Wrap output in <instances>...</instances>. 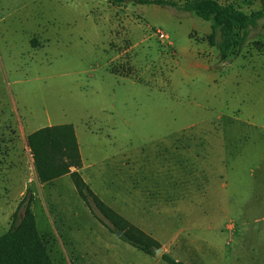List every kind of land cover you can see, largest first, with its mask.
Masks as SVG:
<instances>
[{
    "label": "rangeland",
    "instance_id": "obj_1",
    "mask_svg": "<svg viewBox=\"0 0 264 264\" xmlns=\"http://www.w3.org/2000/svg\"><path fill=\"white\" fill-rule=\"evenodd\" d=\"M218 1L250 13L264 0ZM263 21L220 58L209 21L173 7L0 0V204L31 187L54 264H264ZM58 123L154 255L108 231L69 176L36 179L26 135Z\"/></svg>",
    "mask_w": 264,
    "mask_h": 264
},
{
    "label": "trees",
    "instance_id": "obj_2",
    "mask_svg": "<svg viewBox=\"0 0 264 264\" xmlns=\"http://www.w3.org/2000/svg\"><path fill=\"white\" fill-rule=\"evenodd\" d=\"M124 1L173 7L209 21L208 43L218 50L220 58L238 51L249 32L264 20V1L259 9L245 13L218 0H109L110 3ZM261 28L264 33V21ZM26 144L40 183L68 175L79 198L108 231H119L123 241L147 255H154L160 242L106 204L80 175L81 156L72 123L39 127L26 135ZM33 200L32 189L27 186L11 214L9 227L0 234V264H54L36 227L31 209ZM161 259L167 264H184L165 253Z\"/></svg>",
    "mask_w": 264,
    "mask_h": 264
},
{
    "label": "crops",
    "instance_id": "obj_3",
    "mask_svg": "<svg viewBox=\"0 0 264 264\" xmlns=\"http://www.w3.org/2000/svg\"><path fill=\"white\" fill-rule=\"evenodd\" d=\"M140 5H151V4H140ZM75 135H76V139H77V142H78V146H79V152H80V145H79V139H78V137H77V134H76V130H75ZM80 156H81V153H80ZM81 163H82V165H81V167L79 168V173H80V175L82 176V178L88 183V185L91 187V189L98 195V196H100V193H97L96 191V189H94V183H92V182H94V181H92L91 180V176H90V173H88L87 172V169L89 168V167H91L93 164L91 163V164H88V163H85V161H84V159L82 158V156H81ZM126 164V163H125ZM0 174H1V171H0ZM63 176H68V175H63ZM63 176H60V177H63ZM59 178V177H58ZM96 190V191H95ZM25 191V190H24ZM24 191H23V193H24ZM23 193H22V195H23ZM21 195V196H22ZM21 196H20V198H21ZM19 198V199H20ZM19 201V200H18ZM17 201V202H18ZM106 204H108V205H110V206H112L111 205V203H109L107 200H106V197L104 198V200H103ZM17 202L13 205V207H10V204L9 205H3V204H0V215H3V214H6V213H8V215H10L11 216V214L13 213V211H14V209H15V207H16V205H17ZM12 208V209H11ZM8 217V216H7Z\"/></svg>",
    "mask_w": 264,
    "mask_h": 264
},
{
    "label": "built area",
    "instance_id": "obj_4",
    "mask_svg": "<svg viewBox=\"0 0 264 264\" xmlns=\"http://www.w3.org/2000/svg\"><path fill=\"white\" fill-rule=\"evenodd\" d=\"M158 32H159V35H160V36H162V35H163V34H162V32H160V31H158Z\"/></svg>",
    "mask_w": 264,
    "mask_h": 264
},
{
    "label": "water",
    "instance_id": "obj_5",
    "mask_svg": "<svg viewBox=\"0 0 264 264\" xmlns=\"http://www.w3.org/2000/svg\"><path fill=\"white\" fill-rule=\"evenodd\" d=\"M116 234L118 235V234H120V232L119 231H116ZM156 250H158V249H156Z\"/></svg>",
    "mask_w": 264,
    "mask_h": 264
}]
</instances>
